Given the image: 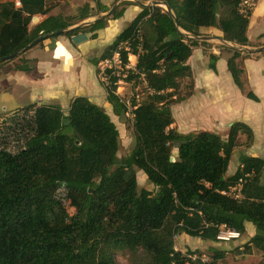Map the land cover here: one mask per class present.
<instances>
[{"label": "trees", "instance_id": "1", "mask_svg": "<svg viewBox=\"0 0 264 264\" xmlns=\"http://www.w3.org/2000/svg\"><path fill=\"white\" fill-rule=\"evenodd\" d=\"M56 1L0 0V59L74 25L51 16L30 29L32 19L46 16ZM154 1L165 2L171 11L141 6L138 16L94 61L98 67L128 43L129 51H119L122 64L132 54L137 71L144 75L143 99L131 103L135 142L125 157L118 156L120 132L115 122L85 97L76 98L67 115L59 106L30 105L0 126V264H117L118 253L127 255L129 264H218L226 251L212 246L211 261H192L187 254L201 256L202 251H177L176 237L185 234L218 244L221 225L243 235L246 223L254 225L256 234L238 253L264 257V158L243 157L236 174L226 178L240 135L246 136L247 146L253 143L252 128L234 123L226 138L207 131L181 134L171 128L173 105L193 90L189 60L194 49L210 45L197 38L214 36L248 47L252 9H243L245 0ZM97 8L110 11L100 4ZM124 11L62 36H80V43L92 33L96 39L94 33ZM223 49L230 53L227 66L235 85L259 102L254 92H246L241 66L252 53L233 46ZM219 59L210 55V69L216 71ZM15 69L32 70L21 65ZM139 77L131 74L127 81ZM185 79L192 81L191 91L181 96ZM120 80L112 77L105 86L106 100L113 114L125 119L129 107L117 94ZM139 172L153 191L139 188ZM252 172L242 201L221 194ZM68 204L75 209L73 215Z\"/></svg>", "mask_w": 264, "mask_h": 264}, {"label": "crops", "instance_id": "2", "mask_svg": "<svg viewBox=\"0 0 264 264\" xmlns=\"http://www.w3.org/2000/svg\"><path fill=\"white\" fill-rule=\"evenodd\" d=\"M115 1L60 0L52 6L46 16L34 17L30 29L33 30L51 16L59 17L68 24H74L68 29L86 27L108 14V12L102 13L97 8V4L111 9ZM139 1L142 4L137 1L119 0L118 2H128L123 16L117 20H109L105 29L94 33L97 35L96 39H92V33L87 34L83 42L77 41L76 46L69 38L62 35L54 40L47 39L42 45L33 48L30 55L21 57L22 62L17 63L29 67L31 71L16 69L0 71L5 73L6 79V85L0 88L2 106L5 105V109L9 110L8 113L10 112L6 114L11 115L30 105H52L61 107L67 115L72 102L78 97H85L111 116L113 109L106 100L105 85L98 78L94 61L124 31L125 19H128L127 23H131L142 11L141 6L146 5L147 1ZM86 6L89 9L87 12H82ZM251 31L256 32L258 42L252 43L249 36ZM211 32L221 36L218 31L211 30ZM247 36H249V46L246 48L257 49L264 46V0L253 1ZM211 37L217 40L206 41L210 44L209 46H199L194 49L193 56L189 60L193 71V90L185 100L173 105L172 113L175 123L171 128L181 134L207 131L226 138L234 123L242 122L250 126L254 132L253 143L247 148L243 146L240 151L236 149L226 174V178H229L234 176L241 167L243 157L264 158V99L256 90L254 92L249 84L251 75L256 73L259 77L256 80L264 86V52L252 53L251 56H260L259 59L253 60L250 57L242 61L245 72L244 83L258 97L259 102H255L248 99L235 85L228 71L227 61L230 53L223 49V46L230 45L220 42L218 37ZM212 54L220 56L216 62V71L209 67V57ZM1 109L0 116L5 114ZM243 137L244 135H240L239 143H243ZM255 234L254 225L246 223V233L240 239L225 245L239 247L242 250ZM186 236L187 248L181 247L179 249L181 252L203 251L209 244L200 238ZM212 246L217 247L219 244ZM218 264H264V257L252 252V254H242L231 262L225 257Z\"/></svg>", "mask_w": 264, "mask_h": 264}, {"label": "rangeland", "instance_id": "3", "mask_svg": "<svg viewBox=\"0 0 264 264\" xmlns=\"http://www.w3.org/2000/svg\"><path fill=\"white\" fill-rule=\"evenodd\" d=\"M126 1L135 2V0H126ZM152 1L153 0H150V1H147L146 3L145 2L144 3L146 5L148 4L149 6H154V5H152ZM57 2L58 1H56V3ZM116 4L117 3H115V5ZM126 4H127L126 2H120V4L118 5L116 10H120L121 8H125L127 6ZM160 7L163 8L164 10H166L165 6H160ZM249 8H252V5H250ZM125 20L126 21L124 22V26H125L124 29H126L129 26V24H130V23H127L128 19H125ZM249 36H250V38L252 40V43L258 42L257 39H256V32L253 33V31H251ZM79 38H80V36L73 37L72 39H70L74 46H76V43H77ZM214 44H220V43H214ZM32 51H33V48L31 50L27 51L26 54L24 53L23 55L15 58L14 60H10L9 62H7L5 64H0V71H5V70H8V69H15V67L18 65L17 63L18 62H22L23 59H21V57L25 58V56L26 55H30ZM262 52H264V51H262ZM250 57L253 60H256V59L260 58V56H258V57L250 56ZM242 65L243 64H241V66ZM98 69H99V67H97V72H99ZM98 78L100 79L99 74H98ZM256 78L259 79L258 75L256 73L252 74L251 77H250V80H249V84L251 85L252 90L253 91L256 90L262 96V99H264V86H262L260 83H258ZM5 80H6L5 79V73L0 72V88H2V86L6 85ZM100 82L102 84H104L101 80H100ZM191 84H192V81L190 79H185V80H183L181 82V92H180L181 96H187L188 94H190V91H191L190 85ZM118 87L119 88H118L117 93H119L121 96H123L125 98V100H128L131 103L133 102V99L135 98L136 95H139L140 100L143 99L144 89H145L143 84H140L138 82L131 83V84L119 83ZM236 90H237V88H236ZM248 91H250V87L246 86V92H248ZM2 105H3V102L0 100V108H2L1 111L3 113H5L4 115L0 116V126H3L5 121H7L8 119L12 118V116H14L17 113H19L17 111L15 113L11 114V115H7L6 113H8L9 110H6L5 109L6 108L5 105L4 106H2ZM111 116H112L111 117L112 120L115 122V124H116V126H117V128H118V130L120 132V150H119L118 156L120 158H123V157H125L128 154L129 150L133 147L134 142H135L133 131H132V128H131L132 127L131 125H132L133 121H132L130 116L125 117V119H119L113 114V112H112ZM242 142L243 143H239V146L237 148L238 151H240L243 146H244V148L248 147L246 145V142H247L246 136H244L242 138ZM233 165H234V163L232 164V167H233ZM137 179H138V184H139V188L140 189H148V190H151V191L154 190V187L151 184H149V182H147V178H146V176H145V174L143 172H139L138 173ZM262 181L264 182V176L262 177ZM67 209H68V212H69L70 215H73L75 213V209L73 207H71L69 204L67 205ZM186 238H187L186 235H182V236H177L176 237L175 240H176L177 251H179V249L181 247L187 248V245H185L186 244ZM208 243L209 244L206 245L207 247H205V249L202 251V253H203L202 255H204L206 258H208V260L211 261V255H210V252H209V248H210V245L212 246V245H214V243H212V242H208ZM218 244H219V246H217L218 248H220L221 250H226L227 251L226 254L227 253L228 254L226 255V257L228 258V260L230 262L233 259H235L236 257H240L241 254L238 253V252H240V251H238L239 247L234 248L233 246L232 247L226 246L225 242L218 243ZM115 258H116L117 264H129L127 255H125L123 253L116 254Z\"/></svg>", "mask_w": 264, "mask_h": 264}, {"label": "built area", "instance_id": "4", "mask_svg": "<svg viewBox=\"0 0 264 264\" xmlns=\"http://www.w3.org/2000/svg\"><path fill=\"white\" fill-rule=\"evenodd\" d=\"M242 5H243L244 10L245 9H252V8H249V6L250 5L253 6V0H245ZM17 6L18 7L20 6L19 2H17ZM136 38H137L139 45H141L142 37H141L140 30L137 31ZM123 49H125L126 51H129L130 50L129 44L128 43L123 44L120 47V50H123ZM119 51L116 52L111 59L100 62L99 66H98L99 67L98 70H99L100 80L104 83L105 86H107L112 77H120L121 80L118 82L117 86H119V83L131 84V83H136L139 81H142L143 82L142 84L145 86L146 83L144 81V75L140 74L137 71V58H136V56L129 54L127 64L123 65ZM107 70H109L110 73H108ZM131 74L139 75L140 77L133 79L132 81L128 82L127 78ZM117 91H118V89H117ZM117 94L125 101V103L129 107V114L127 116H130L132 121H133L134 116L132 114L133 107H131V102L128 100H125V98L123 96H121L119 93H117ZM135 99L137 101H140L139 95H136ZM253 177H254V172L244 174L235 184L231 185L227 190L221 192V194L223 196L233 200V201H237V202L242 201L244 199V195H243L244 185L246 184V182L249 179H251ZM219 229H220V234L218 236V240L220 242L228 243V242H231L234 240H238L242 237L240 232H237L235 230H231L226 225H221L219 227ZM187 258L189 260H192V261L197 260V259H200L203 262H209L210 261L204 255L199 256L198 254H193V253L187 254Z\"/></svg>", "mask_w": 264, "mask_h": 264}, {"label": "water", "instance_id": "5", "mask_svg": "<svg viewBox=\"0 0 264 264\" xmlns=\"http://www.w3.org/2000/svg\"><path fill=\"white\" fill-rule=\"evenodd\" d=\"M139 3H141L139 0H135ZM120 4V2H117V4L108 12L107 15L109 14H112L113 12H115V10L117 9L118 5ZM142 4V3H141ZM152 5L154 6H165L166 7V10L168 12L171 11V9L168 7V5L165 3V2H158V1H152ZM144 6H149L148 4L147 5H144ZM76 28V27H75ZM179 28V27H178ZM72 29H62V30H59V31H56L50 35H46V36H42L38 39H36L35 41H33L31 44H29L27 47H25L23 50L13 54V55H10V56H7V57H4V58H1L0 59V62H7V61H10V60H14L15 58L23 55L24 53H26L27 51H29L30 49L36 47L37 45H39L41 42L49 39L51 36H61L63 34H66L67 32L71 31ZM198 40L200 41H216L217 39L215 38H212V37H200V38H197ZM220 42L224 43L223 40L219 39ZM230 46H233L235 48H238L242 51H245V52H250V53H259V52H262L264 51V46L261 47V48H257V49H249V48H246V47H239V46H236V45H233V44H230L228 43Z\"/></svg>", "mask_w": 264, "mask_h": 264}]
</instances>
